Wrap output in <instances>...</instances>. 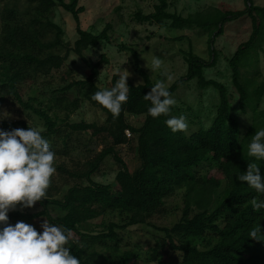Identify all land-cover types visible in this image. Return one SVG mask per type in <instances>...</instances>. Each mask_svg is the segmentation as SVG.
<instances>
[{
    "label": "trees",
    "instance_id": "trees-1",
    "mask_svg": "<svg viewBox=\"0 0 264 264\" xmlns=\"http://www.w3.org/2000/svg\"><path fill=\"white\" fill-rule=\"evenodd\" d=\"M20 1H8L0 10V102H7L10 97L32 110L43 120L46 130L42 134L50 140L61 131L52 115L53 110L71 114L83 101H88L105 112V123L81 121L67 122V125L76 132H91L103 140L111 139L112 144L88 163L89 169L82 174L87 183L73 185L62 198L48 197L38 201L42 207L40 211H10V220L43 218L71 229L73 239L69 246L82 264H130L140 257L138 252L126 250L120 256H109L98 251L95 245L113 247L110 243L114 242V249H118L119 230L145 225L152 217L164 215L168 200L183 191V214L172 227L158 228L165 236L163 242H158L151 250L152 260L158 264H176L177 258L173 254L177 253L182 264H264V209L256 211L252 207L254 198L264 199V196L237 179L252 163L264 173V160H257L248 151L256 131L264 129V109L259 111V102L252 105L255 97L264 94V84L252 90L256 80H244L242 72L244 67L255 64L253 51L264 43V6L246 0L244 9L221 7L184 17L169 11L168 0H156L153 12L137 13L142 22L163 25L170 20L174 26H197L211 31L210 59L193 51L186 52L188 72L169 87L173 95L188 82L196 80L201 90L215 87L219 91L220 103L212 125L189 135L187 132L174 133L167 126L166 120L175 116L172 113L158 118L148 114L151 102L144 97L155 84L150 73L141 66L139 50L133 46L122 44L120 47L132 53L135 71L144 82L128 83L129 98L119 117L114 118L109 110L92 100L96 91L103 90L98 80L100 68L107 58L103 56L102 60L93 63L84 52L111 39L110 23L99 34L83 28L81 14L85 7L80 5V0H29L24 9H21ZM57 6L71 13L77 22L79 37L74 46L64 40L63 27L53 20ZM245 17L252 20L253 32L229 58L240 107L243 111L249 108L254 111L252 124L242 133L241 121L233 110V95L224 83L208 78L206 70L217 63L215 40L224 33L225 25ZM71 52L80 55L91 70L87 78L73 80L62 88L64 92L75 89L77 98L71 101L66 94H61L52 98L53 103L47 107L35 106L36 97L24 100L20 85L61 69ZM117 82L118 75L114 76L112 86ZM140 115L145 116L141 126L130 122L129 116ZM28 126L32 127L25 120L0 121V128L5 130ZM121 144H128L136 151L140 165L135 171L130 170L116 149ZM65 145L68 147L67 140ZM109 156L121 167L115 184L95 181L93 175ZM213 169L221 171L223 179L209 176L208 172ZM224 181L223 198L217 199L215 194ZM51 204L60 207L64 213L54 216ZM108 212H118L122 220L108 222L105 219ZM100 218L101 222L92 226V222ZM97 227H102L101 232H97ZM253 231L258 239L250 237Z\"/></svg>",
    "mask_w": 264,
    "mask_h": 264
},
{
    "label": "rangeland",
    "instance_id": "rangeland-1",
    "mask_svg": "<svg viewBox=\"0 0 264 264\" xmlns=\"http://www.w3.org/2000/svg\"><path fill=\"white\" fill-rule=\"evenodd\" d=\"M8 1L0 0V10ZM29 0L19 2L21 9L29 5ZM69 1V0H67ZM169 11L178 13L184 17L198 12H206L214 8L227 7L232 10L244 9L246 0H168ZM256 5L264 6V0H254ZM156 0H80V5L85 7L81 14V26L92 31L95 34L101 33L107 24L112 25L110 30L111 39L103 41L98 47H90L85 50L84 54L88 60L93 63L99 62L103 56L107 61L102 64L100 70L99 85L103 89L110 88L114 76L118 75V81L121 75H130L127 77V83H143L144 79L135 71L133 65V55L129 50L121 49V45L133 46L140 52L141 66L150 73L151 78L156 84L163 80L169 88L179 77L188 72V63L185 60V53L193 51L195 54L209 60L210 52V30L202 29L197 26L178 27L172 25V22L166 21L163 25L158 23L142 22L137 17L138 12L148 14L154 11ZM53 20L63 27L64 40L74 46L79 37L77 32V22L72 14L57 6L53 13ZM253 32L252 20L249 17L231 21L225 25L224 33L219 35L215 40V48L218 51V59L215 66L206 70L208 78L218 80L224 83L230 94L233 95L232 103L234 114L241 121L242 133H245L253 122L254 111L249 108L243 111L239 103V94L232 80V69L229 58L235 53L238 46L247 41ZM64 52V51H63ZM255 64L242 69L244 80H256L252 90L264 84V43L253 51ZM154 57H159L163 61V70L171 74L172 79L168 80L162 71L151 72L148 67ZM91 73L89 65L77 53L71 52L68 60L61 69L54 70L48 76H41L36 81L27 80L20 85V92L24 100L36 97L35 106L47 107L51 105L52 98L66 94L72 101L77 98L75 89L64 92L62 88L73 80L85 79ZM176 104L171 113L175 116H185L188 121L189 135L201 128H209L216 115L220 103V94L215 87H209L201 90L196 80H192L179 88L173 95ZM7 102H0V110L7 109L12 116L7 120H25L32 127L46 130L43 120L32 110L26 109L19 102L11 99ZM259 102V111L264 109V94L260 98L255 97L252 105L256 106ZM52 115L56 117L60 133L53 135L49 140L50 145L56 152L55 166L56 173L52 178V183L48 189V197L62 198L64 193L70 187L78 183H87L82 174L89 169L88 163L93 160L98 153L105 147L111 145V139L103 140L96 137L91 132H76L68 125L75 122H96L105 123L107 118L105 112L100 108L93 106L88 101H83L80 108L68 114L66 111L54 109ZM5 120V119H4ZM129 120L136 126L144 123L145 116H129ZM68 142V147L65 141ZM121 157L127 162L131 171H135L140 160L135 150H131L130 145L121 144L116 146ZM112 156L107 157L102 163L100 169L93 175L97 182L115 184L117 172L120 169ZM206 170H203L205 172ZM209 176H216L223 179V174L217 169L210 170ZM225 181L216 192V198H223L225 192ZM184 192L179 191L173 198L168 200V210L164 215H157L151 218L150 222L145 225H135L127 229L119 230L120 242L118 249H114L115 243L105 247L98 243L95 245L98 251L104 252L109 256H120L126 250L138 252L140 257L130 264H158L156 260L151 259L152 249L163 242L164 232L158 228L172 227L180 220L184 209ZM54 216H59L64 211L56 206H50ZM16 210L37 212L42 210L39 202L34 207ZM105 219L121 221L118 212H108ZM44 219L26 221L34 224L37 229ZM18 220H10L15 223ZM24 221V220H23ZM95 222H101L96 219ZM97 232H101L102 227H97ZM177 258L176 264H182L179 254H173Z\"/></svg>",
    "mask_w": 264,
    "mask_h": 264
},
{
    "label": "clouds",
    "instance_id": "clouds-1",
    "mask_svg": "<svg viewBox=\"0 0 264 264\" xmlns=\"http://www.w3.org/2000/svg\"><path fill=\"white\" fill-rule=\"evenodd\" d=\"M151 72L162 71L168 80L171 74L163 70V61L154 57ZM127 75H121L111 88L96 91L92 100L109 110L113 117H119L122 106L128 101L130 87ZM151 102L148 114L153 118L168 116L176 99L163 80L157 82L144 97ZM12 116L7 109L0 110V121ZM172 132H186L188 121L185 116H170L166 120ZM36 127L0 128V264H82L72 253L71 229L58 226L44 219L40 229L34 224L18 220L10 222V211L31 208L48 198V189L57 169L56 153L49 140ZM249 154L257 160H264V129L256 131L248 146ZM240 182L264 196V173L256 164H248L244 174L238 175ZM254 210L264 209V199L254 198ZM257 238L253 231L250 235ZM258 239V238H257Z\"/></svg>",
    "mask_w": 264,
    "mask_h": 264
},
{
    "label": "built area",
    "instance_id": "built-area-1",
    "mask_svg": "<svg viewBox=\"0 0 264 264\" xmlns=\"http://www.w3.org/2000/svg\"><path fill=\"white\" fill-rule=\"evenodd\" d=\"M127 134L130 136L131 135V133H130V131L129 130H127Z\"/></svg>",
    "mask_w": 264,
    "mask_h": 264
}]
</instances>
